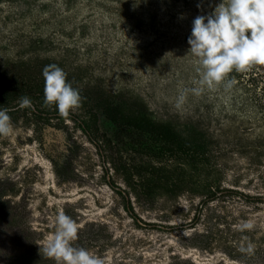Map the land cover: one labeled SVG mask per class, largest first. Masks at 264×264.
Instances as JSON below:
<instances>
[{
    "label": "rangeland",
    "instance_id": "obj_1",
    "mask_svg": "<svg viewBox=\"0 0 264 264\" xmlns=\"http://www.w3.org/2000/svg\"><path fill=\"white\" fill-rule=\"evenodd\" d=\"M198 15L178 0H0V107L13 109L0 264H56L43 248L61 211L78 225L73 245L104 264H264V101L198 83L187 43ZM50 64L81 95L67 115L44 104ZM23 96L34 109H18ZM113 103L179 130L199 122L203 137L149 151L111 125L101 108Z\"/></svg>",
    "mask_w": 264,
    "mask_h": 264
},
{
    "label": "clouds",
    "instance_id": "obj_2",
    "mask_svg": "<svg viewBox=\"0 0 264 264\" xmlns=\"http://www.w3.org/2000/svg\"><path fill=\"white\" fill-rule=\"evenodd\" d=\"M199 7V5H198ZM190 53L197 59L198 83L209 89L223 83L230 89L235 81L229 79L234 70L243 72L253 65H264V0H221L209 15H198L192 22L191 35L187 40ZM44 78V104L55 105L61 115L81 105L79 90L67 82V74L56 64L46 65ZM188 91L199 94L201 88L184 90L178 96L177 107L185 100ZM18 109H34L31 99H19ZM13 109L0 107V136L13 131L9 112ZM56 229L43 248L48 258L56 264H104L102 258L89 250L73 245L78 236V225L63 211L55 217ZM241 232L251 230V221L238 225ZM253 245L239 249L251 253Z\"/></svg>",
    "mask_w": 264,
    "mask_h": 264
},
{
    "label": "trees",
    "instance_id": "obj_3",
    "mask_svg": "<svg viewBox=\"0 0 264 264\" xmlns=\"http://www.w3.org/2000/svg\"><path fill=\"white\" fill-rule=\"evenodd\" d=\"M182 9L194 12L196 14L209 15L214 8L221 2V0H178ZM177 2V1H176ZM175 3V0H172ZM199 5V7H198ZM162 6L166 8L167 4L162 2ZM169 11L174 10L167 7ZM193 59H197L193 56ZM198 64V63H197ZM199 66V65H198ZM229 79H234L235 83L230 88L231 91L240 92L239 97L242 102L256 103L264 101V65H253L248 70L243 72H236L235 70L229 74ZM223 83L219 84L221 86ZM225 88V87H224ZM104 115H106L111 125L118 128H125L138 132L147 140L146 148L149 151L153 150H167L172 151L173 144L171 140L180 139L182 143L187 142L188 139L201 140L202 129L199 122L186 123L183 130H179L171 121L163 122L157 121L148 114L147 110L133 111L126 105L113 103L105 105L101 108ZM149 141V143H148ZM168 141H170L168 143ZM179 144L180 148L185 147Z\"/></svg>",
    "mask_w": 264,
    "mask_h": 264
}]
</instances>
